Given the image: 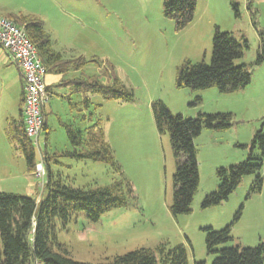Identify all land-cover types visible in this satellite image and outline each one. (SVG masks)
Here are the masks:
<instances>
[{"label":"rangeland","instance_id":"374dc122","mask_svg":"<svg viewBox=\"0 0 264 264\" xmlns=\"http://www.w3.org/2000/svg\"><path fill=\"white\" fill-rule=\"evenodd\" d=\"M163 2H28L26 7L45 15L40 19L45 21L56 51L69 58L96 60L85 69L87 76L104 73V83L109 77L117 78L134 93L131 102L106 101L93 94L92 116L87 122L77 118L69 101L56 93L47 104L48 129L40 136V146L35 145L36 163L42 162L46 170L43 178L29 172L17 142H11L6 134L8 118L20 116L22 85L16 66L4 65L0 60V192L41 199L47 162L56 178L74 187H106L123 181L126 191H131L127 206L107 212L98 222L78 213L65 228L58 225L59 242L78 262L99 264L140 248L173 250L183 245L188 264H212L217 255L208 253L204 229L222 230L232 223L233 240L218 249L255 247L264 242V184L248 197L254 175L244 177L227 201L202 207L205 197L219 185L216 170L245 161L247 152L241 145H250L255 134L264 129V64L253 65L260 49L259 33H252L246 22L235 19L229 0H197L193 21L177 30L175 21L165 16ZM12 3L15 0H0V6L10 7ZM0 15L6 12L0 10ZM216 27L226 32L231 29L229 32L237 39H247L249 49L237 64L252 65L251 84L232 93H221L215 87H177V70L185 61L211 62ZM159 100L172 114L186 118H195L199 113L234 115L230 130H203L195 139L200 186L192 212L178 217L169 210L176 171L170 136L158 132L152 111V103ZM99 120L121 173L103 162L65 155L73 150L66 125L75 123L84 128ZM260 174L264 179V169Z\"/></svg>","mask_w":264,"mask_h":264},{"label":"trees","instance_id":"16d2710c","mask_svg":"<svg viewBox=\"0 0 264 264\" xmlns=\"http://www.w3.org/2000/svg\"><path fill=\"white\" fill-rule=\"evenodd\" d=\"M232 9L240 17L238 4L232 0ZM197 0H164L166 17L176 23L177 30L183 29L194 19ZM255 19V17H253ZM9 19L23 28L34 44L37 54L48 73L62 75L63 80L71 71H82L91 62L83 57L65 58L53 47L51 35L44 22L31 15L12 13ZM260 49L254 66L264 64V31H259ZM249 43L245 37L235 38L231 32L215 28L211 62L185 61L177 70L176 85L179 88L205 90L217 88L221 93H232L247 88L252 82V65L237 64ZM105 74L83 78H70L66 83L74 84L78 92L98 94L106 101L131 102L134 93L117 78H107ZM49 91V89H48ZM200 102L201 99H197ZM83 105L89 108L90 101ZM152 111L158 132L168 133L176 162L174 174V196L169 207L174 217L192 212V203L200 186L198 153L195 139L203 130L222 132L234 125L232 113H199L195 118L174 115L162 101L152 103ZM46 117V115H45ZM84 118V117H83ZM47 130V123L44 131ZM264 129L258 131L251 144L242 146L248 149L247 159L241 163L220 167L216 170L219 180L217 189L208 194L202 202L204 209L227 201L237 190L244 177L254 175L251 193L262 189L264 179ZM67 137L73 147L65 152L75 159H90L110 165L121 173L111 147L105 140L104 129L99 120L91 127L80 129L74 124L66 125ZM6 134L11 142H17L25 157L30 173L36 171V148L25 132L24 118H11L7 123ZM50 157H45L48 161ZM47 181L41 199L15 193L0 192V264H91L74 260L68 249L59 242L57 228H65L72 216L84 213L91 222H98L111 210L127 206L129 189L123 181L106 187H74L60 177L56 178L47 162ZM239 214L235 217L238 220ZM233 223L222 230L206 228V246L209 254L217 257L212 264H264V242L255 247L236 245L218 249L229 244L233 238ZM99 264H188L187 251L183 245L167 250L140 248L125 255ZM194 264H206L195 262Z\"/></svg>","mask_w":264,"mask_h":264},{"label":"built area","instance_id":"2783aa9c","mask_svg":"<svg viewBox=\"0 0 264 264\" xmlns=\"http://www.w3.org/2000/svg\"><path fill=\"white\" fill-rule=\"evenodd\" d=\"M0 47L9 54L21 71L24 82L23 116L25 132L34 145L40 146V136L46 125L44 108L51 98L46 82L49 73L25 30L11 19L1 15ZM45 171L42 162L37 164L36 177L43 178Z\"/></svg>","mask_w":264,"mask_h":264},{"label":"crops","instance_id":"0c3cea01","mask_svg":"<svg viewBox=\"0 0 264 264\" xmlns=\"http://www.w3.org/2000/svg\"><path fill=\"white\" fill-rule=\"evenodd\" d=\"M38 1L39 0H15V3H12V5L10 7L9 6L4 7V6L1 5L0 6V10L6 12V15L3 16V17H6L8 19H9V15L12 14V13H22V14H26V15L35 16V17H37L39 19L40 18L43 19L45 17V15L43 14L42 11L26 7L28 2H38ZM48 1L57 2L58 0H48ZM234 1L238 4V11H239V14H240L239 18H237L236 15H235V19L236 20L240 19V20L246 22L247 29H249L252 33H255V31L257 33H259V31H264V0H234ZM229 3H230L231 11L233 12L232 5H231L232 0H229ZM229 15H231V14H229ZM253 17H255V19ZM43 22L45 24V21H43ZM45 28H46V24H45ZM46 30H47V28H46ZM238 30H239V32H242V29H238ZM229 31H231V29H229L228 32ZM62 55L65 58H69V57L65 56L64 54H62ZM73 58H75V57H73ZM0 60H1V62L4 65H9L10 63L15 65L17 70H18V72H19V74H20V82H21V85H22V91H21V107H20V116H19V118L20 117L24 118V116H23L24 82H23V77H22L21 71H20L19 67L15 64V62L11 59L9 54L4 49H2L1 47H0ZM87 67H88V65L84 68L83 72L82 71H78V72L77 71H73V74L70 73L69 77L71 76L72 78H76V79L77 78L87 77V75L85 74V69ZM93 76H96V75H93ZM46 82L48 84V89H49V93H50V96H51L50 100H52V97L54 95H57L56 93L60 92L59 96H61L62 99H67L69 101L70 109L72 111H76L77 118H80L81 120H83L85 122L89 121V117H90V120H91L92 114L90 112V109H91V106H92V101H91L92 99L91 98H92L93 94H90V93L84 94L82 92H78V89L75 88L74 84L64 83L62 75H56L54 73H49L47 75ZM64 92H66V93H64ZM86 98L89 99V101H90V105H89L88 109H86L85 106L83 105V102H84V100ZM48 105H46V107L44 108L45 115L47 114L46 109H47ZM11 118H13V117L8 118L7 123L9 121V119H11ZM19 118H16V119H19ZM46 123H47V119H46ZM73 124H74L75 127H78V126H76L75 123H73ZM91 126L92 125H89V126L84 127V128H81V127H78V128L85 129V128H88V127H91ZM104 133H105V129H104ZM248 145L249 144H243V145H241V147L242 146H248ZM242 148L248 154V149L244 148V147H242ZM46 156H47V154H46ZM39 163H37V164H39ZM33 174L34 173H32V175Z\"/></svg>","mask_w":264,"mask_h":264}]
</instances>
